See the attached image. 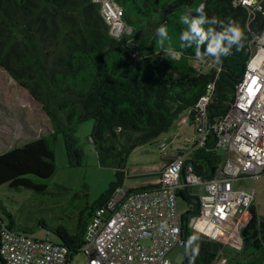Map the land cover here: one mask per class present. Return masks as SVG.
<instances>
[{"label":"trees","instance_id":"trees-1","mask_svg":"<svg viewBox=\"0 0 264 264\" xmlns=\"http://www.w3.org/2000/svg\"><path fill=\"white\" fill-rule=\"evenodd\" d=\"M113 1L123 8V22L131 29L119 37L112 34L100 1L0 0V92H26L41 105L52 126L50 134L0 154V186L46 193L47 185L38 181L52 178L57 170L55 140L50 135L54 139L62 133L70 165L79 166L83 152L75 134L89 120L94 121L91 139L100 165L115 170L116 180L95 204L79 211L73 227L48 226L43 220L24 226L0 199V230L6 226L34 234L37 227L45 228L59 238L56 244L68 248L70 258L81 253L95 210L123 187L128 159L137 148L156 142L184 114L193 119L210 83L216 88L210 116L226 114L250 58L251 31H257L264 18L258 12L249 28L248 10L236 0ZM200 4L209 18L231 17L243 34L240 46L222 57L219 74L195 67V45L180 46L185 26L179 17L186 6L196 15L194 9ZM161 24L167 26L169 40L180 53L175 59L164 57L154 34ZM205 47L201 56L212 58L204 55ZM222 159L217 152H202L192 163L201 176L211 179ZM192 193L190 188L179 196L188 202L187 211L197 215ZM84 198L88 200L87 195ZM194 217L189 216V227L184 228L186 244L190 236L198 237L193 245L198 249L189 261L216 264L225 247L197 234L190 226ZM242 238V249H230L227 264H264V218L256 206L250 209ZM0 264H4L1 256Z\"/></svg>","mask_w":264,"mask_h":264},{"label":"built area","instance_id":"built-area-1","mask_svg":"<svg viewBox=\"0 0 264 264\" xmlns=\"http://www.w3.org/2000/svg\"><path fill=\"white\" fill-rule=\"evenodd\" d=\"M96 1L102 3L103 16L114 36L126 32L123 8L113 0ZM235 4L248 10L249 28L258 12L264 15V0H236ZM251 36L250 58L226 114L215 119L210 116L216 89L210 83L193 119L187 113L179 123L191 120L196 142L164 166L159 185L140 190L121 187L95 210L81 248L87 256L85 264H174L170 252L179 244L186 245L185 212H180L178 198L182 190L190 188L202 191L200 196L192 193L200 201L199 214L193 215V230L233 251L242 249V231L256 196L235 184L243 178L264 177V24L251 31ZM221 65L202 56L195 61L201 72L214 69L219 74ZM219 149L224 151L222 162L212 178L206 179L192 160L202 152ZM69 254L66 246L49 238L37 239L6 226L0 230L4 264H72L74 256Z\"/></svg>","mask_w":264,"mask_h":264},{"label":"rangeland","instance_id":"rangeland-1","mask_svg":"<svg viewBox=\"0 0 264 264\" xmlns=\"http://www.w3.org/2000/svg\"><path fill=\"white\" fill-rule=\"evenodd\" d=\"M125 31V30H124ZM123 31V32H124ZM184 114L182 117H187ZM177 125L162 135L155 143L143 145L133 153L139 156L142 149L156 150L154 155L147 156V160L161 162L158 148L159 140L170 145L161 146L163 151H171L173 144L181 148V151L191 148L196 142V130L191 120L188 123ZM94 128V121L89 120L78 126L75 137L78 139V146L83 152L81 165L71 166L67 157L65 143L62 133L56 136L50 135V139L55 140L56 165L57 170L54 176L47 180L38 181L46 184V193L29 189H12L8 185L0 186V199L12 211L17 222L24 226H31L38 220H43L48 226L64 225L73 227L77 224L79 211L87 204L92 206L109 189L116 180L115 170L111 167L101 166L98 160L96 146L91 135ZM52 132L51 123L47 115L43 112L40 104L35 102L26 92H0V154L14 148L23 146L28 142L37 140ZM165 147V148H164ZM132 153V154H133ZM219 156H224V151H217ZM136 179H125L123 187ZM130 184V185H134ZM236 188L246 189L255 192L258 203V212L264 218V177L243 178L236 182ZM193 194L200 196L202 191L198 188L192 190ZM88 196V200L84 198ZM178 206L180 212L188 210V202L179 196ZM37 239L49 238L54 243H59V238L45 228L37 227L34 234H30ZM143 243L148 244L149 240ZM186 245H177L169 254V258L174 264H181V260L188 253L185 251ZM230 248L225 247L218 257L216 264H227V257ZM87 256L84 253L74 255L72 264H85Z\"/></svg>","mask_w":264,"mask_h":264},{"label":"clouds","instance_id":"clouds-1","mask_svg":"<svg viewBox=\"0 0 264 264\" xmlns=\"http://www.w3.org/2000/svg\"><path fill=\"white\" fill-rule=\"evenodd\" d=\"M194 11L196 15H193L191 6H186L179 17L180 23L185 26V30L180 35L181 48H190L195 45L196 55L200 57L201 47L206 46L204 55L214 58L216 63H221L222 57L230 55L232 49L238 48L241 44L243 34L239 24L231 17L220 20L213 15L209 18L205 12L204 4H200ZM154 34L158 38L164 57L175 59L180 55L169 40L168 29L165 24L159 25ZM166 41H168L167 46H165ZM196 240H198L197 236L188 238L186 253L197 251L198 245L193 247Z\"/></svg>","mask_w":264,"mask_h":264},{"label":"crops","instance_id":"crops-1","mask_svg":"<svg viewBox=\"0 0 264 264\" xmlns=\"http://www.w3.org/2000/svg\"><path fill=\"white\" fill-rule=\"evenodd\" d=\"M169 139L170 138L167 139V143L159 140L158 144H156V146L158 147L156 149L160 153L161 162H152L150 160H147V156L154 155L156 153V150H154L153 148H151V150L142 149L139 156L134 157L133 155H135V153L130 155L127 164L126 179H136V182H130V184L135 183L134 185H130L128 183L126 185L127 188L140 190L145 188H152L159 185L160 173L163 170L164 166L168 162L176 158L180 153H185L188 150L185 149V151H181V148H178L173 144L172 150L170 152L168 150L163 151V149H161V146H164L165 144L170 145V150L171 142L169 141ZM254 206H256L258 210V203L256 199Z\"/></svg>","mask_w":264,"mask_h":264},{"label":"water","instance_id":"water-1","mask_svg":"<svg viewBox=\"0 0 264 264\" xmlns=\"http://www.w3.org/2000/svg\"><path fill=\"white\" fill-rule=\"evenodd\" d=\"M263 24H264V18H263V22H262L261 26H262ZM112 34L114 35L113 32H112ZM249 56H250V55H249ZM213 173H214V172H213ZM213 173H212V175H213ZM192 199H193L194 201H196V203H197V205H198L197 208L199 209V208H200V201H199V198L196 197V196H192ZM195 213H196V211H186V212H185V228H188V227H189V224H188L189 216H191V215H195ZM193 222H194V219L191 220V224H190V226L193 225ZM194 254H196V252L190 254L189 257L192 256V255H194ZM181 261H182V260H181ZM181 261H180V262H181ZM185 264H191L190 261H189L187 258H186V260H185Z\"/></svg>","mask_w":264,"mask_h":264},{"label":"flooded vegetation","instance_id":"flooded-vegetation-1","mask_svg":"<svg viewBox=\"0 0 264 264\" xmlns=\"http://www.w3.org/2000/svg\"><path fill=\"white\" fill-rule=\"evenodd\" d=\"M193 252H188L185 256H184V258L182 259V261H181V264H185V260H186V258L188 259V260H190V258L193 256H190L189 257V255L190 254H192Z\"/></svg>","mask_w":264,"mask_h":264},{"label":"bare ground","instance_id":"bare-ground-1","mask_svg":"<svg viewBox=\"0 0 264 264\" xmlns=\"http://www.w3.org/2000/svg\"><path fill=\"white\" fill-rule=\"evenodd\" d=\"M263 26V25H262Z\"/></svg>","mask_w":264,"mask_h":264}]
</instances>
